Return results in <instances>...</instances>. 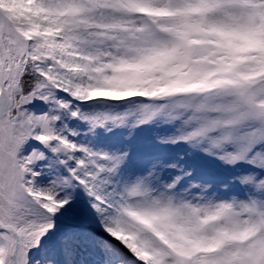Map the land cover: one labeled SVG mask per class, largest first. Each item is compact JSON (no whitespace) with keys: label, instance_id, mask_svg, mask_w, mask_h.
<instances>
[{"label":"snow or ice","instance_id":"snow-or-ice-1","mask_svg":"<svg viewBox=\"0 0 264 264\" xmlns=\"http://www.w3.org/2000/svg\"><path fill=\"white\" fill-rule=\"evenodd\" d=\"M0 264H264V0H0Z\"/></svg>","mask_w":264,"mask_h":264}]
</instances>
